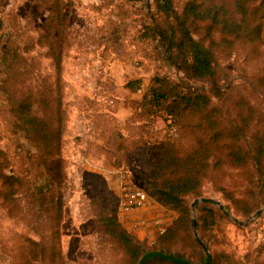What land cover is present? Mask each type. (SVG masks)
I'll use <instances>...</instances> for the list:
<instances>
[{
  "label": "rangeland",
  "instance_id": "1",
  "mask_svg": "<svg viewBox=\"0 0 264 264\" xmlns=\"http://www.w3.org/2000/svg\"><path fill=\"white\" fill-rule=\"evenodd\" d=\"M61 1L62 11L69 18L59 73L62 107L66 115L60 147L62 171L66 175L63 215L59 226L61 249L67 264H122L125 257L122 245L110 241L112 237L103 233L101 228L105 224L101 218L110 212L111 199L116 195L114 178L111 174L108 178L104 177L105 172L116 167L99 148L103 145L101 134L107 131L104 135L113 140L111 146L120 128L124 135L136 134L138 124L128 120L139 107L143 93L155 75L179 80L185 87H202L206 92L210 90L211 82L208 79H191L178 70L167 60L157 40L144 34L148 33L145 28L152 20L155 0H94L87 5H82L81 0ZM184 1L173 0L179 10ZM98 13L103 17H97ZM47 14L46 8L37 9L35 0L1 1L0 17L9 35L7 42L17 48L18 59L13 64L14 70L7 76L0 63V148L9 155L11 164L8 171L21 174L29 187L39 184L47 171L36 167L31 159L36 150L26 142L24 134L17 131V123L6 97L23 96L26 87L54 80L52 60L46 55L48 41L40 39ZM213 37L219 39L216 33ZM222 44L214 46V50L218 63L217 81L223 98L209 92L211 104L223 113L227 111L234 115L239 110L244 113L245 108L238 104L241 102L238 99L240 95L249 94L250 104L255 108L254 115H264V84L261 93L250 88V82L264 67V57H252L246 47L237 48L239 44L230 55V47ZM4 46L5 41L1 40L0 55ZM101 48L105 49L104 54ZM107 60H119L125 66L123 69L116 65L106 67L104 62ZM18 61L20 64H17ZM134 75H145L147 80L144 82L143 76L135 78ZM5 76L9 79V92L1 89ZM135 79L140 81L139 88L131 91L125 87L128 81ZM118 83L120 86H117ZM120 104L122 110L127 111V114H121L124 115L123 120L114 115ZM33 112L41 115L37 106ZM103 113L110 116L106 117ZM168 123L163 114L157 113L150 125L142 127L150 146L158 139L173 140L174 134ZM86 128L90 130L86 131ZM84 156L90 158V165L82 161ZM222 170L211 172L203 180L202 196L186 198L189 216L192 220L196 219L198 235L210 245L209 251H226L243 264H264V203L249 216H243L239 211L250 202L247 190L253 186L246 183L248 175L254 176L257 181L264 179V158L259 172L256 168L227 166ZM68 181L71 184L69 189ZM221 185L224 190H220ZM261 185L263 187H258L262 188V193L264 182ZM27 193L17 196L18 201L12 203L0 197V264H16L29 258L30 254L25 253L27 249L22 248L30 246L29 239L39 241L45 234V240H50L47 215L38 213V205ZM201 197L220 202L230 216H226L216 204L199 202L192 208L194 199ZM152 201V206L146 209L151 213H147L146 217H163L168 227L177 218L178 212ZM259 209L263 210L262 213L246 222ZM141 215L145 216L143 210L138 213V216ZM233 217L244 224L240 225ZM116 219L141 246L152 244L160 236L150 230H132L120 214ZM200 247L192 227V230L182 232L173 240L170 249L175 256L181 255L194 263L199 256L205 257Z\"/></svg>",
  "mask_w": 264,
  "mask_h": 264
},
{
  "label": "trees",
  "instance_id": "2",
  "mask_svg": "<svg viewBox=\"0 0 264 264\" xmlns=\"http://www.w3.org/2000/svg\"><path fill=\"white\" fill-rule=\"evenodd\" d=\"M62 4L61 0H35L37 9L46 8L48 11L40 39L48 41L46 55L52 60L54 80L26 87L23 96L6 97L17 123V131L23 133L26 142L36 150L31 159L35 161L36 167H43L47 171L39 184L29 187L21 174L8 171L11 164L9 155L0 148V197L12 203L18 201L17 196L29 192L39 207L38 213L46 214L48 222L49 242L45 240V234H42L39 241L29 239L30 246L22 248L27 249L25 253L30 254V257L16 264H67L59 234L66 186L60 157L66 115L62 107L59 73L61 49L66 40L69 21L62 11ZM178 8L173 0H155L152 20L148 28H145L148 33L144 29V34L157 40L174 67L191 79L210 80L211 88L206 92L202 87H185L179 80L155 75L144 91L139 107L133 111L134 117L128 120L138 124L136 134L124 135L120 128L111 146L113 140L110 141L104 135L107 131L102 132L100 139L103 145L99 148L113 166L126 171L151 199L178 212L177 218L164 233L152 244L141 246L135 236L117 221L118 199L115 195L111 199L110 212L101 218L105 223L101 228L103 233L112 237L110 241L122 245L125 254L122 264H137L148 251L175 255L170 249L171 243L182 232L190 231L193 227L186 198L202 196V182L208 174L223 171L224 166L256 168L257 171L262 168L264 121H259L264 120V115H254L255 108L250 104L249 94L239 96L241 102L238 104L243 105L245 110L244 113L239 110L234 115L227 111L223 113L217 106H213L211 95L223 98L217 81L218 63L214 46L220 43L227 45L231 55L239 44L237 48L246 47L252 57H264V0H185L180 6L181 10ZM214 33L218 35V40L214 39ZM1 37L5 46L0 55V63L7 76V73L14 70L18 51L7 42L9 35ZM1 84V89L9 92L7 77ZM263 84L264 67L250 82V88L253 92L261 93ZM139 86L140 81L137 79L125 84L131 91ZM35 106L41 110V115L33 112ZM157 113L163 114L165 120L169 121L168 126L175 127L176 132L173 140L158 139L150 146L142 127L150 125ZM247 179L246 183L253 187L247 190L250 205L247 204L243 210L238 209L243 216H249L264 203V191L260 192L264 179L259 178L257 181L249 175ZM223 188L221 185L220 190ZM208 211L212 213L210 209ZM207 246L210 247L209 244ZM210 252V264H243L226 251ZM176 256L185 259L181 255ZM204 260L205 257L201 255L194 263H202ZM144 264L179 263L152 257Z\"/></svg>",
  "mask_w": 264,
  "mask_h": 264
},
{
  "label": "built area",
  "instance_id": "3",
  "mask_svg": "<svg viewBox=\"0 0 264 264\" xmlns=\"http://www.w3.org/2000/svg\"><path fill=\"white\" fill-rule=\"evenodd\" d=\"M94 0H81L82 5L92 4ZM172 134L176 132V128L172 127ZM83 162H88L86 156L82 158ZM112 175L116 184V197L118 199V214L127 220L129 228L132 230H142L155 232L157 235L164 233L167 223L163 217H146L138 216L139 211L146 210L152 206V199L147 193L134 181L130 175L121 169L114 168L104 173V177L108 178ZM68 181V189L70 188ZM136 215V216H135Z\"/></svg>",
  "mask_w": 264,
  "mask_h": 264
},
{
  "label": "water",
  "instance_id": "4",
  "mask_svg": "<svg viewBox=\"0 0 264 264\" xmlns=\"http://www.w3.org/2000/svg\"><path fill=\"white\" fill-rule=\"evenodd\" d=\"M199 202L216 204L219 207V209L222 210L226 216H230V213L224 208V206L220 202H218L212 198L201 197V198L194 199V201L191 204L192 208H194L196 206V204ZM262 211H263L262 209L257 210L252 217H249V219H247L246 222H248L251 218L259 216L262 213ZM233 220L238 222L240 225L244 224L242 221H239L237 218L233 217ZM193 227H194V236H195L197 242L199 243V245L201 246V248L203 249L204 254H205L204 262L193 263V262H190L186 259H183L181 257L175 256V255H172L169 253H165V252H161V251H148L142 255L138 264H144L147 259L152 258V257L161 258V259L168 260V261H171L174 263H179V264H210L211 263V253H210L208 247L206 246V244L201 240V238L198 235L197 221L195 218L193 219Z\"/></svg>",
  "mask_w": 264,
  "mask_h": 264
},
{
  "label": "crops",
  "instance_id": "5",
  "mask_svg": "<svg viewBox=\"0 0 264 264\" xmlns=\"http://www.w3.org/2000/svg\"><path fill=\"white\" fill-rule=\"evenodd\" d=\"M0 1H2V0H0ZM9 1H11V0H9ZM98 14H99V15H97V17H98V16L103 17L101 13H98ZM127 18H129V15L127 16ZM0 22L2 23V27H1V29H0V41H1V40L3 39V38L1 37V35H3L4 37H7L8 34L5 32V28H4V25H3V21L1 20ZM108 39H109V38H108ZM104 50H105V49H103V48L100 49V51H102V54H104V52H103ZM107 54H108V52H107ZM115 65H116L118 68H120V69H123V67L125 66V65H122V63H120L119 60H112V61H111V60H107V61L104 62V66H106V67H110V68H112V67H114ZM106 69H107V68H106ZM1 71H2V70H1V68H0V73H1ZM142 74H143V73H142ZM134 76H135V78H141V76H143V79H142V80H143L144 82L147 80V79H146L147 77H146L145 75H134ZM106 79H107V78H106ZM112 82H113V81H112ZM117 86H120L119 83H118ZM122 86H123V85H122ZM130 94H132V93H129V95H130ZM126 112H127V111H123V110H122V104H120V106L118 107V109L115 110L114 115H115L116 118H118L119 120H123V119H124L123 116H124L125 114H127ZM122 113L124 114L123 116H121ZM89 126H90V125L88 124V128H89ZM88 128H86V131L90 130V129H88ZM87 159H88V162H85V163H87V164L90 165V164H91V160H90V158H88V157H87ZM143 211H144V213H145V216H146L147 213H148V214L151 213V210H146V211L143 210ZM139 212H140V211H139ZM141 233H143V232H141Z\"/></svg>",
  "mask_w": 264,
  "mask_h": 264
}]
</instances>
